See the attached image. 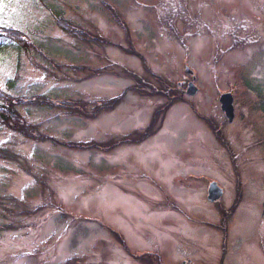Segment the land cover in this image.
Segmentation results:
<instances>
[{"label": "rangeland", "instance_id": "obj_1", "mask_svg": "<svg viewBox=\"0 0 264 264\" xmlns=\"http://www.w3.org/2000/svg\"><path fill=\"white\" fill-rule=\"evenodd\" d=\"M0 3V86L53 104L0 124V264H264V0Z\"/></svg>", "mask_w": 264, "mask_h": 264}, {"label": "trees", "instance_id": "obj_2", "mask_svg": "<svg viewBox=\"0 0 264 264\" xmlns=\"http://www.w3.org/2000/svg\"><path fill=\"white\" fill-rule=\"evenodd\" d=\"M41 1V0H40ZM56 23H58L62 29H64L65 31H67L69 34L73 33L75 34L76 32L80 33V38L84 39L86 37V35H89L90 33L88 32V30H86L85 28H80L77 25H75L74 23L68 24L67 21L61 19V18H57ZM70 25V26H69ZM3 36H9L8 39H10L12 42H15L17 49V53H18V60L21 56L22 52H25L26 54H29V52H33L35 51V47L32 43L29 42V38H27V36H25L24 32L22 31H16L13 27H5V26H1L0 25V38H3ZM20 45V46H19ZM2 47H7V45L4 43L0 42V51L3 49ZM15 49V48H14ZM53 66L55 67H59L57 65H54L52 63ZM72 70V69H71ZM146 71H148V68L145 69ZM75 72H77V70H75ZM149 73V72H148ZM18 74H16L14 76V78L12 80H10L9 83H7L6 85L8 86V88L2 87L0 86V124L2 126H4L5 128H9L12 129L14 132L18 133V135L20 136H25L29 139H31V128L22 118H24L22 115H20L19 113V106L22 105H31V103L33 102H42L41 104H46L47 106H53L52 101L50 99H48V97L44 96V95H35V96H31V97H22V96H16V95H11L9 93V88L14 87V79L15 81L18 79ZM135 79H138V77H136L134 75ZM138 82H142V80L140 79ZM39 97V100H37V98ZM113 101V100H112ZM172 102V101H171ZM69 108V107H68ZM166 109V107H165ZM165 109L163 111H159L157 113V111L154 113L153 118L151 119L150 125L146 128L145 131H143V133L140 135V137H138L139 139H135L134 142H139L141 139H145L147 137H149L154 130V127L158 124L160 119H157V117L159 118L160 116L162 117V114L165 113ZM20 122V123H19ZM211 128L213 129V126L211 125ZM97 145L94 142L91 143H87V145ZM85 145V144H82ZM86 145V146H87Z\"/></svg>", "mask_w": 264, "mask_h": 264}, {"label": "water", "instance_id": "obj_3", "mask_svg": "<svg viewBox=\"0 0 264 264\" xmlns=\"http://www.w3.org/2000/svg\"><path fill=\"white\" fill-rule=\"evenodd\" d=\"M189 89L187 90V94H195L197 88L193 86V84H189ZM232 96L230 94H223L220 98V103L225 116L228 118L229 121L233 120L234 116V107H232ZM208 199L211 201H216L218 198L221 197V189L215 184H211L208 189Z\"/></svg>", "mask_w": 264, "mask_h": 264}, {"label": "snow or ice", "instance_id": "obj_4", "mask_svg": "<svg viewBox=\"0 0 264 264\" xmlns=\"http://www.w3.org/2000/svg\"><path fill=\"white\" fill-rule=\"evenodd\" d=\"M3 11H4V4L0 3V23H3L5 27H11L12 24L9 22L11 18L9 17L8 20H5L3 16Z\"/></svg>", "mask_w": 264, "mask_h": 264}]
</instances>
